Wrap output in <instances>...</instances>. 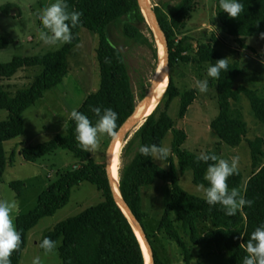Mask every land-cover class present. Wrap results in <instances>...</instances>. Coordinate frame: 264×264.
Returning <instances> with one entry per match:
<instances>
[{
    "label": "trees",
    "instance_id": "1",
    "mask_svg": "<svg viewBox=\"0 0 264 264\" xmlns=\"http://www.w3.org/2000/svg\"><path fill=\"white\" fill-rule=\"evenodd\" d=\"M196 1L179 0L174 5L166 2L163 8H154L166 34L170 68L179 61L184 64L194 63L200 69H207L217 59L223 58L222 53L211 43L200 42L195 46L189 38L176 39V35L184 34L186 22L194 11ZM241 2L243 11L237 18H231L221 11L218 0L216 15L228 34L246 48L248 46L245 44V38H260L259 33L264 31V0ZM66 3L69 11L81 13L76 27L70 28L73 36L71 43H65L55 52L32 57H15L8 63H0V110L8 112V118L0 122V183L7 166L5 142L23 134V113L41 99L46 91L62 83L69 72L67 55L79 43L78 33L81 28L99 36V45L95 52L99 63L100 85L84 99L78 111L95 123L96 117L90 111L91 107H101L102 110L112 108L118 114L117 127L114 134L109 136L112 138L148 93L149 89L144 90L138 97L135 95L125 55L111 36L114 28L120 29L126 40L149 45L158 58L154 34L141 13L138 0H66ZM10 9L11 6L2 7L4 12H10ZM144 26L152 42L144 34ZM109 37L115 45L109 41ZM8 44V39L0 37V50L5 49ZM105 58L110 62L106 63ZM28 68H39L40 71L27 88L11 93L4 82L11 81L19 72ZM228 68L229 71L221 72L218 79L209 80L210 85L216 87L219 107V113L212 120L210 127L222 142L235 148L241 145L248 131L241 109L236 104L240 102L241 97H246L254 116L264 125V95H259L258 91L245 86L235 87V82L241 74L239 62H228ZM197 95V89L179 91L170 81L160 105L123 147L122 166L119 171L120 189L144 226L143 189L154 186L158 181L168 182L170 188L166 191L164 212L159 220L157 232L164 233L177 243L184 253L186 264H191L192 257L186 243L187 237L197 245L207 242L222 245L230 254L229 264H242V259L247 254L246 244L251 232L264 223L263 138L248 140L253 171L246 181L239 170L227 178L229 188L236 187L245 199L253 201L251 206H243L233 216L225 215L219 205L209 206L203 197L191 195L182 189L171 156L163 161L167 164V167H163L139 153L141 145H162L167 134L172 133V152L180 169L191 170L193 182L207 187V182L203 179L207 163L198 161L197 154L183 149L187 134L176 127L169 114L172 101L179 98L178 118L183 119ZM74 127V122L68 119L65 134H56L49 141L27 145L20 151L27 162H38L57 150L69 151L77 158L78 165L71 170L60 172L56 181L40 194L37 206L28 214L15 218V227L20 231L21 242L10 256L11 264H19L28 232L42 218L53 216L67 205L73 188L84 181L97 187L103 195V201L75 217L58 223L45 235L56 242L62 238L59 248L62 264H145L140 241L114 200L106 162H95L91 153L78 146ZM132 144H136L135 154L130 161L125 162L126 152ZM15 153L16 150L13 149L9 160H14ZM209 153L215 154H206ZM24 186L21 181L11 183L17 198L22 196ZM202 222H210L213 230L199 237V226ZM144 228L153 247L154 236L148 233L145 226ZM153 252L155 264H165L154 247Z\"/></svg>",
    "mask_w": 264,
    "mask_h": 264
},
{
    "label": "rangeland",
    "instance_id": "2",
    "mask_svg": "<svg viewBox=\"0 0 264 264\" xmlns=\"http://www.w3.org/2000/svg\"><path fill=\"white\" fill-rule=\"evenodd\" d=\"M149 1L153 8H163L164 3L169 2L170 5H174L179 0ZM53 2L54 0H0V37L9 41L8 46L0 50V63H8L15 57L44 55L58 51L64 46L65 43L61 42L54 45L45 44L39 35L44 29L41 27L38 14L42 8ZM217 2L218 0H197L194 11L186 22L184 34L176 35V39L189 38L195 46L200 42L211 43L222 53L223 58H227L228 62H239L241 74L235 82L236 88L245 86L258 91L259 95H264V39L247 37L244 41L248 47L243 48L239 45L217 18ZM4 6H11L10 12L2 11ZM143 32L152 42L145 26ZM78 36L79 43L67 55L69 72L62 83L56 88L46 91L41 99L23 113V134L4 144L7 166L0 183V200L15 202L16 206L12 211L14 225L17 216L28 214L37 206L40 194L56 181L60 172L71 170L78 165L77 158L71 152L64 150H57L54 154L48 155L38 162L24 161L20 154L21 149L27 145L43 143L52 139L56 134H65L68 114L71 109H78L84 99L99 88L100 70L95 52L99 45V36L86 28H81ZM111 36L125 55L132 88L138 97L144 90H148L152 86L156 76L160 77V60L155 57L154 51L149 45L135 44L126 40L120 29L114 28ZM109 41L114 44L110 37ZM177 62L173 68H170V81L179 91L196 89V80L205 78L210 80L207 77L206 67L200 69L194 63ZM39 71V68H28V70L19 72L10 81L11 83L4 82V84L11 93H14L18 89L27 88ZM236 106L241 109L248 131L241 145L235 148L222 142L210 127L212 120L219 113L214 85L209 83L206 93L198 91L196 100L188 108L183 119L178 118L179 98L172 101L169 114L174 119L176 127L184 130L187 134L183 149L197 155L201 152L205 154L213 152L218 158L229 161L233 156H238V170L242 172L244 181H246L253 171L248 140L258 137L264 140V125L254 116L246 97H241ZM7 118L8 112L0 110V122ZM132 137L133 134L127 142ZM172 141L173 134L168 133L163 144L170 148L169 156L174 160L179 185L189 194L203 197L202 189L198 190V185L193 182L192 171L180 169L172 152ZM110 143L111 138L107 134L98 138L97 148L91 153L95 162H106ZM13 149L16 150L14 160H9ZM135 151L136 144L130 145L124 158L125 162L133 158ZM156 163L167 167L164 162L156 161ZM121 166L122 160L120 168ZM14 181H21L25 185L23 194L19 198L11 188V183ZM169 188L168 182L158 181L154 186L143 189L144 226L148 233L154 236L152 238L153 247L165 264H186L184 253L177 243L164 233L157 232L159 220L164 212L166 191ZM102 201V193L95 185L87 181L73 188L67 205L59 209L53 216L42 218L28 232L26 246L19 264H31V260L35 256L40 257L41 264H62L59 256L62 238L56 242L53 252L47 255L39 247V241L58 223L75 217ZM212 230L210 222H202L198 235L203 237ZM186 243L192 256L191 264H229L230 254L222 245L212 242L197 245L188 237Z\"/></svg>",
    "mask_w": 264,
    "mask_h": 264
},
{
    "label": "clouds",
    "instance_id": "3",
    "mask_svg": "<svg viewBox=\"0 0 264 264\" xmlns=\"http://www.w3.org/2000/svg\"><path fill=\"white\" fill-rule=\"evenodd\" d=\"M219 8L231 18H237L243 11L241 0H219ZM43 31L40 38L45 44L54 45L57 42L71 43L73 36L70 28L76 27L81 13L79 11H69L66 0H54L53 3L41 9L38 14ZM258 26V25H257ZM264 39V31L259 33ZM105 62H110L105 58ZM227 58L217 59L214 64L207 67V77L218 79L221 72H228ZM195 87L200 93H206L209 89L207 78L195 81ZM90 111L95 115V123L89 117L72 108L68 114V119L74 122V136L78 146L89 153L97 148L98 138L104 134L112 136L116 129L118 114L112 108L91 107ZM139 153L148 157L153 162L165 161L170 155V148L166 144L141 145ZM198 161L207 163V168L203 179L207 182V187L198 185V190L202 189L204 201L209 206L219 205L227 216H233L243 206H251L253 201L247 200L236 187L229 188L227 178L238 171V156H233L231 160L218 158L217 155L201 152L197 156ZM211 161L212 163H208ZM15 202L0 200V264H11L10 256L21 242L20 231L13 223L12 211ZM39 247L43 249L45 255L53 252L56 248V241L49 237H44L39 241ZM246 255L242 259V264H264V223L251 232L246 244ZM31 264H41L40 257L35 256Z\"/></svg>",
    "mask_w": 264,
    "mask_h": 264
},
{
    "label": "water",
    "instance_id": "4",
    "mask_svg": "<svg viewBox=\"0 0 264 264\" xmlns=\"http://www.w3.org/2000/svg\"><path fill=\"white\" fill-rule=\"evenodd\" d=\"M138 4H139V8L141 10V13L145 18V21H146L147 25L150 27V29L152 30L153 34H154V30L150 24H152L154 26L155 30H157L159 42L157 43L156 39L155 38L154 39H155L156 44H157L158 58H159L162 66L165 70L166 75H167V85L164 88V90L154 98V100L152 102L145 104V105H142L141 103L144 99L139 101V103L137 104V106L135 107L133 112L128 116V118L125 120V122L119 128V130L111 138V143L108 147L107 156H106V170H107L108 177L110 180V185H111V190H112L114 200L116 201L117 205L120 207V209L122 210V212L124 213L126 218L129 220L130 224H131V222L134 223V225L136 226L140 235L142 236L145 244L148 247L149 263H147L145 260V264H155L153 247L151 246V244L149 242L145 228L142 225V223L139 221V219L136 217V215L134 214V212L132 211V209L130 208L128 203L126 202V200L122 194V191L120 189V180L118 181V185H116V182H115V180L111 174V165H112L113 156L115 153V147L117 145V142L120 140L122 135H124L125 136L124 143H127L128 138L136 130H138L140 128V126L145 122L147 117H149L156 110V108L160 105V103L162 102V100L164 98L166 90L168 88L169 82H170V66H169L168 43H167L166 34L163 31V29L159 23L157 14H156L154 8L151 6L150 1L149 0H138ZM156 78H157V76L155 77V79ZM155 79H154V81H155ZM154 81H153V83H154ZM153 83H152V86L149 88L147 95L151 92V89L153 87ZM149 111H151V112L149 113ZM131 226L133 227L132 224H131ZM144 259H145V257H144Z\"/></svg>",
    "mask_w": 264,
    "mask_h": 264
},
{
    "label": "bare ground",
    "instance_id": "5",
    "mask_svg": "<svg viewBox=\"0 0 264 264\" xmlns=\"http://www.w3.org/2000/svg\"><path fill=\"white\" fill-rule=\"evenodd\" d=\"M151 27L154 30V38L156 39L157 43L159 42V37L157 34V30H155L154 26L152 24H150ZM161 64V62H160ZM161 66V73H160V77L155 79L154 83H153V87L151 89V92L144 98V100L142 101V105L148 104L150 102H152L154 100V98L160 94L164 88L167 85V75L165 73V70L162 66ZM152 111V110H151ZM149 111V113L151 112ZM125 140V136L122 135V137L120 138V140L117 142V145L115 147V153L113 156V161H112V165H111V174L116 182V185H118V181L119 179V171H120V165H121V153L123 150V146L125 145L124 143ZM131 224L133 225V229L135 230V233L137 234V237L140 241L141 247H142V251L145 257V260L147 263H149V253H148V247L145 244L142 236L140 235L139 231L137 230L136 226L134 225L133 222H131Z\"/></svg>",
    "mask_w": 264,
    "mask_h": 264
},
{
    "label": "crops",
    "instance_id": "6",
    "mask_svg": "<svg viewBox=\"0 0 264 264\" xmlns=\"http://www.w3.org/2000/svg\"><path fill=\"white\" fill-rule=\"evenodd\" d=\"M12 81V80H11ZM8 83H11L10 81Z\"/></svg>",
    "mask_w": 264,
    "mask_h": 264
}]
</instances>
